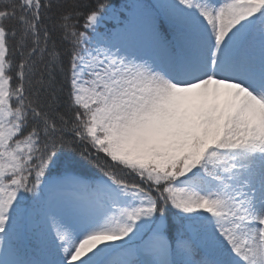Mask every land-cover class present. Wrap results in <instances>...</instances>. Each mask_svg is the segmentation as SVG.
Wrapping results in <instances>:
<instances>
[{"label": "snow or ice", "instance_id": "snow-or-ice-1", "mask_svg": "<svg viewBox=\"0 0 264 264\" xmlns=\"http://www.w3.org/2000/svg\"><path fill=\"white\" fill-rule=\"evenodd\" d=\"M0 264H264V0H0Z\"/></svg>", "mask_w": 264, "mask_h": 264}, {"label": "trees", "instance_id": "trees-1", "mask_svg": "<svg viewBox=\"0 0 264 264\" xmlns=\"http://www.w3.org/2000/svg\"><path fill=\"white\" fill-rule=\"evenodd\" d=\"M62 2L66 4L78 2L82 4L94 5L96 3V0H62ZM105 2L115 4L117 6H123V5L131 4L133 0H105ZM81 23H83V18H81ZM107 23L109 26H112L114 22L108 21Z\"/></svg>", "mask_w": 264, "mask_h": 264}]
</instances>
